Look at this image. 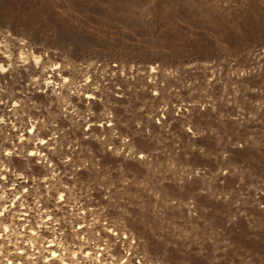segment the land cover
<instances>
[{"label":"rangeland","instance_id":"rangeland-1","mask_svg":"<svg viewBox=\"0 0 264 264\" xmlns=\"http://www.w3.org/2000/svg\"><path fill=\"white\" fill-rule=\"evenodd\" d=\"M0 264H264V0H0Z\"/></svg>","mask_w":264,"mask_h":264}]
</instances>
